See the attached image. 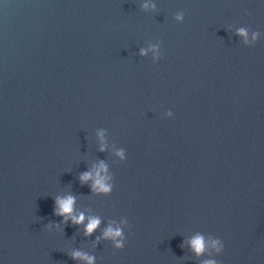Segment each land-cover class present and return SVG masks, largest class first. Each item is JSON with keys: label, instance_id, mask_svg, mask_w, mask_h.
I'll use <instances>...</instances> for the list:
<instances>
[{"label": "water", "instance_id": "water-1", "mask_svg": "<svg viewBox=\"0 0 264 264\" xmlns=\"http://www.w3.org/2000/svg\"><path fill=\"white\" fill-rule=\"evenodd\" d=\"M230 24L264 32V3L0 0L2 264H83L72 248L97 264H199L194 231L224 240L220 264H264V37L244 45ZM149 39L162 42L156 63L139 53ZM97 127L125 161L98 149ZM99 159L114 175L107 195L79 180ZM66 191L102 217L90 236L45 228ZM120 216L125 247L94 244Z\"/></svg>", "mask_w": 264, "mask_h": 264}, {"label": "clouds", "instance_id": "clouds-1", "mask_svg": "<svg viewBox=\"0 0 264 264\" xmlns=\"http://www.w3.org/2000/svg\"><path fill=\"white\" fill-rule=\"evenodd\" d=\"M260 2L264 3V0H260ZM137 3L145 12L158 10V0H137ZM245 14H247V10H245ZM172 17L176 22L182 23L185 19V11L178 9L172 13ZM228 27L234 29L235 33L242 38L244 45H255L258 40L264 37V32L259 29H252L245 24H240L239 26L230 24ZM139 53L142 56H150L152 62L156 63L164 56L162 42L159 39H149L139 48ZM163 115L172 117L174 113L171 108H168L165 109ZM95 137L100 151L109 150L119 161H125L128 158L126 148L117 146L115 141H109L107 128L97 127L95 129ZM79 180L82 184L87 183L93 194L104 195L112 192L115 183L113 172L104 159L93 162L90 167L81 171ZM53 200L54 214L61 217V221H49L45 224L44 226L48 231L59 230L62 223L71 222L74 225H82L83 234L90 236L100 227L102 217L77 208V196L71 191L57 193L54 195ZM130 228L131 224L126 216H120L119 218L109 217L100 235L95 237L94 244L104 239L110 241L114 249H122L127 242L125 229ZM186 244L196 257H204L199 260V264H220L216 257L224 250L225 243L219 235L194 231L186 238ZM69 255L73 259L82 261L83 264H97V256L81 248H72Z\"/></svg>", "mask_w": 264, "mask_h": 264}]
</instances>
